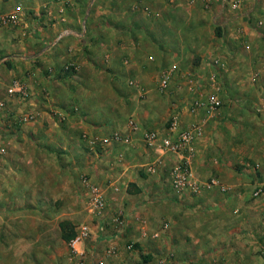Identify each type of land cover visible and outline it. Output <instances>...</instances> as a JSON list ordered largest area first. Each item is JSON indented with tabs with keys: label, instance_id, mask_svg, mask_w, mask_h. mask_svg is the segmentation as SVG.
Listing matches in <instances>:
<instances>
[{
	"label": "crops",
	"instance_id": "0c3cea01",
	"mask_svg": "<svg viewBox=\"0 0 264 264\" xmlns=\"http://www.w3.org/2000/svg\"><path fill=\"white\" fill-rule=\"evenodd\" d=\"M17 1L24 3V7L30 3V11L25 10L26 15L23 16V27L26 30L20 28L15 33L17 37H22L25 32L30 36L34 35L33 32L40 35V38H31L32 43L26 45L34 52L33 48L43 46V41L52 37L53 28L48 23L53 17L39 8L42 1L51 0H0V6L10 12L14 10L12 8ZM225 3L227 0H98L91 11L87 10V15L81 16L80 12H84L85 7L77 1L75 12H72H77L76 15L71 13L66 16L73 23L66 25L64 35L59 34L56 38L64 39L62 43L53 46L45 44L29 61L30 67L27 68H31L30 74H22V77L40 85L33 86L30 104L20 106L16 110L18 115L29 109L28 107H38L42 102L43 87L51 91V86L43 84L47 82V77L50 83L53 80H65L66 77V82H78L81 85L79 90H65L64 104L57 107L54 118L48 111L38 107L37 118L19 127L22 128V135L18 132L15 138V134L5 132L7 136L3 144L12 143L15 139L22 141L23 138L29 139L32 144L36 142L35 150L39 156L56 163L60 169L56 155L58 150L51 147H58L63 141L64 154L61 156L64 155V180L67 184L64 192L68 190L66 193L71 197L77 196V200L73 199L72 202L73 205L76 201L81 203L78 206L81 212L84 211L83 205L87 208V221L82 220L81 225L87 223L92 227L90 237L79 245L86 264H264V192L258 197L253 195L257 186H264V164L254 162L255 165L251 167V157L248 156H256L253 148H259L258 153H262L264 158V123L263 128L261 126V144L252 139V136L259 138L260 132L256 133L252 125L245 122L242 126H234L233 121L240 114L246 113V109L235 105L229 107L232 98H226L224 92L223 107L206 124L205 135L196 143L197 153L191 159V167L199 180L216 176L227 189L213 187L204 188L198 193L178 192L171 184L170 166L153 174L147 171V164L162 153L151 149L144 142V133L148 130H158L162 134L177 133L165 131L164 121L170 114L169 108L165 107V101H160L153 94L140 103L135 94L118 97L115 92H110L105 101L94 107L96 91L86 87L93 83L94 76L89 77L87 72L78 73L80 77L75 80L77 72L73 71L68 76L64 73V77L60 78L55 65L61 59L64 62L75 59L82 65V70L86 64L96 67V54L93 53L100 49L99 43L103 41L112 55L109 64L116 66L120 55L130 54L136 66L134 73L147 82L151 78L150 71H154L157 64L174 63L182 69L174 82L177 84L182 80L183 84L197 89L207 86L206 76L215 72L210 59L216 58L219 52L221 60L226 64V69L221 72L225 76H231L233 85L240 83L244 86L240 93L236 94L235 90L231 96L243 103L244 99L255 96H249V90L245 87L251 89L250 92L257 94L258 99L255 110L264 121V96L261 95V90L254 88L264 81V0H246L243 6L244 16L240 19L236 18L238 13ZM57 17L55 14L54 18L59 21ZM213 21L217 24L215 29H220V35L216 30L212 32ZM260 21L263 23L260 24ZM81 23V27L77 25ZM3 40L0 33V45H4L1 43ZM72 54L77 57H72ZM150 55L156 56L153 65L150 64ZM195 56L199 60L191 61ZM252 65L260 67L259 72L262 74L258 75L256 82L253 81L255 72L250 71ZM52 67L55 69L53 73L50 72ZM17 72L21 74L22 70ZM237 77L239 79L234 80ZM175 87L178 94L181 93L182 86L179 89L177 85ZM133 90L140 93L138 87ZM144 90L146 95V89ZM188 93L186 92V96ZM121 98L124 106L128 104L132 116L129 118L135 120L138 129L131 128L130 119L122 124L123 117L119 115L121 111L116 105V101ZM52 99L55 101V97ZM182 100L185 101L181 98L177 100L180 105ZM190 101L191 98L180 110H171V117L177 110L180 111L177 130L202 118L199 113L191 112ZM60 118L65 120L64 130L60 127L53 129L51 121L56 122ZM6 130L11 131L12 128ZM13 131L16 132L17 129ZM114 131L129 136L130 141H114L106 148H89L80 138L83 132L97 138L96 136H107ZM13 156L18 160L21 153L16 152ZM39 156L28 158L36 165L40 162ZM167 159L172 164L176 157L169 155ZM234 160L241 161L235 163ZM60 171L63 173L62 168ZM10 172V176L16 179L14 190L19 194L18 197L27 195L28 201L27 206L18 207V203L12 199L11 209L8 211L16 213L20 210L23 212L22 218H41L38 209L48 208L52 202L44 198L49 197L47 191H38L39 198L35 199L38 192L33 194V188L38 183L29 182L30 179L26 177L25 184L17 188L20 174L14 169ZM86 174L103 188L108 203L104 219L91 213L86 205L87 196L81 181V177ZM40 186L44 188L45 184L40 181ZM3 192H7L5 187ZM74 192L77 194L74 195ZM119 215L123 224L114 221V217ZM8 216L13 218L10 220L16 218L9 213ZM42 219H45L43 214ZM10 220H2L0 223L2 226L13 225ZM78 227L80 226L76 225L77 230ZM36 228L34 223L33 235L28 233V240L37 237L34 234ZM2 232L1 252L6 250L4 243L8 237L11 240L12 237H20L19 233L14 236L15 233H7L6 230ZM130 244H133L132 249L128 248ZM108 248H113L114 253L108 254Z\"/></svg>",
	"mask_w": 264,
	"mask_h": 264
},
{
	"label": "rangeland",
	"instance_id": "374dc122",
	"mask_svg": "<svg viewBox=\"0 0 264 264\" xmlns=\"http://www.w3.org/2000/svg\"><path fill=\"white\" fill-rule=\"evenodd\" d=\"M80 1V4L85 7L84 12H80L81 16L87 15L86 12L89 9V11L92 10L93 6H95L98 3V0H51L49 2L42 1L40 5V11L44 13H49L51 17H53V20H49L48 25L53 28V32L51 33L52 37L50 39L48 38L47 40H44L43 46L46 44H50L51 46L53 45H58L59 43H62L64 39L58 38L56 39L59 34L60 36L64 35V29L67 26H70L73 21H69L67 19V15L71 14L72 12H75V6L76 2ZM24 3H20L19 1L15 2V7L12 9H16V7L20 6L23 10V14H21L20 19L16 23H9V24H4L2 21L0 22V33L1 37L4 39L1 43L4 45H0V100L5 101V105L0 107V149L4 148L5 152L0 151V222L2 220H10L13 218H10L8 216V213L11 215V217H19L18 220L14 218L15 220H10V222H13V225H7V226H2L0 223V233L2 232L4 228L7 231V233H15L14 236H16L18 233L20 237H8L7 242L4 243L6 250L0 252L1 258H0V264H75V260L71 259V249H70V242H66L61 238V230L59 226V222L63 219H72L74 223L78 226L83 223L82 220L87 221V213L88 210L87 208L84 207V211L81 212V209L78 208V206L81 204L80 202H77L73 205L72 200L76 199V197H71L69 193L64 192L66 190V182L64 180V143H62L58 147H51V148H56L58 150L57 159L58 163L60 162V166L62 168V172L60 169L57 167L56 163L52 162L49 159L42 158L39 156L37 153L36 149V142L33 144L29 142V139L26 140L23 138L22 141H18L15 139L13 140V137L11 139L13 140L12 143H5L3 144L4 138L7 136L6 133H12L15 134V138L18 136L17 133L22 130V128H19L21 125H17V122L20 121V114L18 115V112L16 110H19L20 106H24L25 103L31 102V98L33 97V86L35 85H40V83L35 82L33 80H29L22 77V74L29 73L30 67V60L40 51V49L43 47L33 48L34 52L31 51L26 47L28 43L31 42V38H40V35L37 33L35 34L33 32V36H30L28 32L22 34V37H17L16 36V31H19L20 28L25 31L26 29L23 27L24 19L23 16L25 17V10L30 11V3H28L26 7ZM11 10V9H10ZM9 11L6 9H2L0 6V15H5ZM77 13V12H76ZM76 13H72L76 15ZM29 14V13H28ZM57 15L59 17V21H57L55 17ZM64 17H66V20H64ZM23 20V21H22ZM43 22V21H42ZM260 23V22H259ZM263 23V21H262ZM43 24V23H41ZM78 26H82V23ZM215 26L217 24L213 21L211 24V29L212 32L215 31ZM219 26V25H218ZM23 27V28H22ZM62 33V34H61ZM66 33V32H65ZM218 36V35H217ZM22 46H25V48H22ZM99 48L96 50V53H93V55L96 54V67L95 66H84L83 70L82 65L79 64L75 59H72L70 61H65L64 59H61L57 64H55L58 68L57 71L62 72L64 74V70H71L72 68L69 66L72 64L75 65V71L76 76L74 77L75 80H77L80 75H77L78 73H88V76H94V81L90 86L86 85V87H90L91 90L96 91V94L93 99L95 101L93 102V106H99V102H103L107 99L109 93H116V95L122 97L123 95H126V97L129 95H137L140 100H138L140 103H142V100L148 99V96L151 95H157L158 98H160V101H165L164 104H166L168 111H170L169 118H167L164 122V127L165 131L167 132L169 130V124H170V118H171V110L173 109H179L183 105L185 106L187 100H189L190 93H188V90L190 87L182 83V80L178 81L177 84L174 82V79L172 80L168 90L162 92L159 91V77L161 74V71L164 68H170V67H176L177 72H180L181 67L179 65H175L174 63L171 64H166V63H161L157 64L155 67L154 71H150L151 78L148 79L146 82L145 80L141 79L139 76L137 77L136 74L134 73L135 65L133 64V58L131 57L130 54H122L118 58V65L113 66L109 64V61L112 60V55L108 51L107 46H104L103 41H100L99 43ZM61 51H64L63 49L60 48ZM87 50V54H88ZM215 51V50H214ZM213 51V52H214ZM70 52V51H69ZM64 54V53H63ZM86 54V55H87ZM72 57H77L75 54H72ZM219 55V52H218ZM216 54V58H220V55L218 56ZM92 56V55H91ZM212 57H214L212 55ZM213 60L210 59V62L213 64L214 70L218 73L219 75V84L222 86L223 90V95L224 92L227 96L232 98L230 99V106L232 107L233 105L235 106H242V108L246 109V113L240 114L238 119L233 121L234 126H242L245 122L248 125H252V127L255 129L256 133L259 132V138L252 136V139L254 141L260 142L261 143V135H262V130L261 126L263 128V123L264 121L262 120V117L256 112L255 110V104L258 101L257 99V94L254 92H250L251 89L245 87L246 90H249V96L252 94L255 95L253 97H248L247 99H244L243 103H240L237 101V99H234L231 95L235 91L236 94L240 93L241 89H243L242 84H237L234 83V85L231 83V76H225V73L221 72L224 71L225 69L219 68V65H215V59ZM149 59L152 61L150 64H155L156 61V56L155 55H150ZM198 61L199 57H194L191 58V61ZM71 62V63H69ZM50 69V67H48ZM64 68V69H63ZM48 69V70H49ZM219 69V70H217ZM260 67H257L256 65H252L250 71L258 72L260 76L262 74L259 72ZM22 70L21 74L17 71ZM182 70V69H181ZM50 72H55L54 67L51 68ZM74 73V72H73ZM211 73V72H210ZM209 73V74H210ZM71 74V73H69ZM67 74V75H69ZM209 74L206 76L208 78ZM177 75V74H176ZM245 75V73H244ZM185 76V74H184ZM21 78L20 80L24 81L30 90V96L29 99L26 101H20L18 98L14 96H8L7 94V87L12 84L14 80H17ZM135 78L136 83L141 86L144 85L143 87L146 89V95L140 94L139 92H136L133 90L134 87L130 86L129 83L127 82L129 79ZM138 78V79H137ZM175 78V77H174ZM235 79H239L234 78ZM66 80V77H65ZM64 79L60 81H55L53 80V83H50L48 77H47V82L43 83L46 86H51V91H49L47 87L42 88L41 92V103L38 105V107L42 110L48 111L54 118V112L57 111V107L61 106L64 104V95H66L65 90L68 91V89H77L79 90V87L81 86L80 83L78 82H71V81H65ZM148 83V84H147ZM174 83V85H172ZM83 85V84H82ZM175 85L182 86L181 88V93L178 94V90L176 89ZM237 85V86H236ZM138 87V86H135ZM201 87V86H200ZM257 87V88H256ZM206 88V86H205ZM205 88H197V90L205 92ZM239 88V89H237ZM254 88L261 90L262 96H264V81L262 80L259 85L255 86ZM82 89V88H81ZM33 91V92H32ZM190 91V90H189ZM186 92L188 93L186 96ZM259 95V94H258ZM118 96V97H119ZM53 97H55V101H53ZM224 97V96H223ZM178 98L184 99L185 101L182 100V104L180 105L178 103ZM264 98V97H263ZM123 98L118 99L117 106L118 109L121 111L119 114L121 117H123V122L124 124L126 121H128L132 116L131 112H129V106L128 104L124 106L123 104ZM100 100V101H99ZM237 101L233 102V101ZM128 102V101H126ZM125 103V102H124ZM143 105V104H142ZM141 105V106H142ZM154 105V104H152ZM116 106V107H117ZM34 107V106H32ZM32 107H28L29 109H33ZM38 107H36L34 110L39 111ZM47 108L48 110H46ZM159 110V106L157 108ZM180 110V109H179ZM177 110V111H179ZM180 112V111H179ZM128 113V114H127ZM202 116L204 113L202 111L197 112ZM127 114V115H125ZM196 114V113H195ZM10 116L11 119L9 118ZM131 116V117H130ZM130 117V118H129ZM164 117V116H163ZM56 120V119H55ZM258 122L260 125H258ZM168 123V125H167ZM24 124V123H22ZM51 127L53 129H61L64 130V120L59 119L58 121L54 122L51 121ZM11 127L12 130H6L7 128ZM17 129L16 132L13 130ZM119 129V128H116ZM261 129V130H260ZM110 132V130H107ZM163 131V130H162ZM6 132V133H5ZM17 135V136H16ZM20 135L21 132H20ZM63 135V134H61ZM8 139V138H6ZM262 144V143H261ZM36 149V150H35ZM251 150V149H250ZM253 150L257 153L256 156H251L248 154L249 157H251V167H253L254 162H262V159H264L261 155L262 153H258L259 148H253ZM21 153L20 159L14 158L13 155H16ZM30 156H39L40 162H38L36 165H33L30 161L29 158ZM24 158V159H22ZM235 161V160H234ZM238 161H235V163H240ZM244 161V159H242ZM233 164V163H232ZM236 165V164H234ZM18 166V167H17ZM6 167V169H4ZM167 168V166H166ZM168 168H169V161H168ZM17 170L20 174V181L17 184V188H20V185L25 184V178L28 177L29 182H37L38 186L36 188H33V194L37 193L38 191H47L49 197L45 196L44 198L50 199L52 202L50 203L48 208L45 209H38V215L41 216V218H33V219H27V218H22L23 212L18 210L16 213H10L11 209V203L12 199H14L18 203V207H22L23 205L27 206V201H28V196H22V198H19V194L16 193L14 190L15 185H16V179L12 178L11 172L12 170ZM253 170L256 171L254 168ZM5 172V173H4ZM248 173V172H246ZM5 176V178L3 177ZM43 182L45 184V187H39V183ZM46 182L48 185H46ZM7 186V187H6ZM7 189V192H3V189ZM42 189V190H41ZM68 189V188H67ZM66 193V194H65ZM69 194V196H68ZM73 194V193H72ZM77 193L74 192V195ZM18 197V198H17ZM33 196L31 197V199ZM39 198V192L37 195H35V199ZM86 202V201H85ZM54 205V208H52ZM87 205V203H86ZM85 205V206H86ZM9 210V211H8ZM22 213V214H21ZM17 214L19 216H17ZM42 214L44 215L45 219H42ZM37 221V222H36ZM18 223V226H15ZM34 223H36V231L34 234H37V237L33 240H28V233L33 235L32 229L34 228ZM12 224V223H10ZM15 226V227H14ZM15 229V230H14ZM5 230L2 232L4 233ZM7 236V235H6ZM12 236V235H11Z\"/></svg>",
	"mask_w": 264,
	"mask_h": 264
},
{
	"label": "built area",
	"instance_id": "2783aa9c",
	"mask_svg": "<svg viewBox=\"0 0 264 264\" xmlns=\"http://www.w3.org/2000/svg\"><path fill=\"white\" fill-rule=\"evenodd\" d=\"M246 0H227L226 6H228L232 11H234L237 15L236 18H240L244 16L243 6ZM22 8L20 6L16 7V9L8 12L5 15H0V22L4 24L16 23L20 19ZM262 24V21H260ZM215 65H219V68L225 69L226 64L220 58L215 59ZM177 68L170 67L164 68L161 71L159 77V91L168 90L172 80L176 77ZM258 72H255L253 76V81L256 82L258 79ZM187 78H191L187 76ZM131 86H138L140 93L143 95L145 90L143 87L139 86L136 83L135 79L130 80ZM190 97L191 101L189 103V108L191 112L197 113L202 111L204 114L202 118L193 121L189 125L184 128H179L180 120L178 118L179 112L177 111L173 116L170 122V130L176 131L175 135L170 133L162 134L158 130H148L144 133L143 140L144 142L155 151H160L162 154L158 155L154 160L147 164L148 173H156L160 169L168 166V157L172 155L176 157V160L169 164L170 166V177L171 184L173 189L178 192L181 191H191L198 193L204 188H213L219 187L222 190H226V185L221 181L219 177L213 176L207 180H199L192 167H191V159L197 153V141L205 135V126L209 122V120L215 116L220 109L223 107V90L222 86L219 84V75L218 73L211 72L207 78V86L205 88V92L197 90L195 87H190ZM8 96H14L18 98L20 101H26L29 99L30 90L28 85L20 80H14L12 84L7 87ZM5 105V101L0 100V107ZM38 116V111L34 109H27L20 114L21 123H28L34 121ZM129 125L134 130L138 129V125L135 120L130 119ZM97 138H89L92 146H98L106 148L109 144H112L114 141L119 142H129V136L123 135L119 131H114L110 135L98 137ZM1 152H5V149H0ZM166 156V157H165ZM260 164H257L259 167ZM81 181L83 184V189L85 190V194L87 196V205L89 211L94 213L98 218L104 219L106 215V211L108 208V203L106 196L104 194L103 188L92 181L88 175H83L81 177ZM264 192V186L259 185L255 189L253 195L258 197ZM114 221L117 224H123V220L120 215L114 217ZM92 233V227L90 224H82L78 227L76 236L70 242L71 249V259L75 260L77 264H86L85 257L83 251L80 250L79 245L84 242L86 239L90 237ZM128 248L132 249L133 244H130ZM108 254H113L114 249L108 248ZM78 258V259H76ZM222 264H229L228 262H223Z\"/></svg>",
	"mask_w": 264,
	"mask_h": 264
},
{
	"label": "trees",
	"instance_id": "16d2710c",
	"mask_svg": "<svg viewBox=\"0 0 264 264\" xmlns=\"http://www.w3.org/2000/svg\"><path fill=\"white\" fill-rule=\"evenodd\" d=\"M238 19H240V18H238ZM236 21H238V20H236ZM240 23V22H239ZM216 33L218 34V35H220V29L219 28H217V30H216ZM69 63H71V62H69ZM72 69L71 70H69V69H67V70H64V75L65 76H68L67 74L68 73H73V71H75V66L72 64V66L71 65H69ZM64 69V68H63ZM58 77H60V78H63L64 76H63V74L60 72V71H58ZM130 80L131 79H129L127 82L129 83L130 82ZM129 85H130V83H129ZM131 86V85H130ZM65 106V105H64ZM63 107V106H62ZM73 112L75 111V109H73L72 110ZM60 119H63L64 120V118H60ZM64 122H65V120H64ZM17 124H19V125H21L22 123H21V121H18L17 122ZM91 136H95V135H91V134H89V133H87V132H83L82 134H81V136H80V138L82 139V140H84L85 141V143H87L89 146V148H92V144H91V142L89 141V138H92ZM87 175V174H86ZM121 217V216H120ZM121 219H122V217H121ZM59 226H60V230H61V238L64 240V241H66V242H71V240L76 236V234H77V228H76V224L72 221V220H70V219H63V220H61L60 222H59Z\"/></svg>",
	"mask_w": 264,
	"mask_h": 264
},
{
	"label": "clouds",
	"instance_id": "9594fccd",
	"mask_svg": "<svg viewBox=\"0 0 264 264\" xmlns=\"http://www.w3.org/2000/svg\"><path fill=\"white\" fill-rule=\"evenodd\" d=\"M190 109V108H189ZM176 113V112H175ZM171 120H172V117L170 118V122H171ZM169 132L171 131L170 130V124H169V130H168ZM173 132V131H172ZM98 147H100V145H98ZM83 191H85L84 189H83Z\"/></svg>",
	"mask_w": 264,
	"mask_h": 264
}]
</instances>
